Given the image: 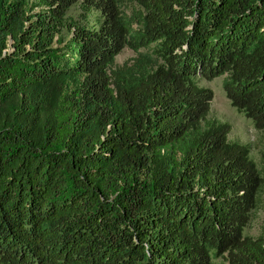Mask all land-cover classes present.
<instances>
[{
    "label": "trees",
    "instance_id": "16d2710c",
    "mask_svg": "<svg viewBox=\"0 0 264 264\" xmlns=\"http://www.w3.org/2000/svg\"><path fill=\"white\" fill-rule=\"evenodd\" d=\"M218 77L264 162V0H0V264H264Z\"/></svg>",
    "mask_w": 264,
    "mask_h": 264
},
{
    "label": "rangeland",
    "instance_id": "374dc122",
    "mask_svg": "<svg viewBox=\"0 0 264 264\" xmlns=\"http://www.w3.org/2000/svg\"><path fill=\"white\" fill-rule=\"evenodd\" d=\"M133 52L124 49L117 57L118 64L123 63L127 59L133 57ZM223 77L215 78L211 81L200 80V85L207 87L212 91V103L210 114L213 118L220 122L230 125L231 131L228 139L238 141L249 147L250 157L262 169L264 162L261 160L262 146L258 142V134L253 128L252 122L241 116L226 99L222 89ZM264 228V194L261 199L259 209L253 214L252 220L245 229V234L249 236H258ZM213 264H225L222 258L214 259Z\"/></svg>",
    "mask_w": 264,
    "mask_h": 264
}]
</instances>
